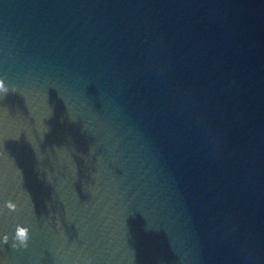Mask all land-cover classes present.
<instances>
[{
    "label": "water",
    "instance_id": "1",
    "mask_svg": "<svg viewBox=\"0 0 264 264\" xmlns=\"http://www.w3.org/2000/svg\"><path fill=\"white\" fill-rule=\"evenodd\" d=\"M0 78V264H264V0H0Z\"/></svg>",
    "mask_w": 264,
    "mask_h": 264
},
{
    "label": "clouds",
    "instance_id": "2",
    "mask_svg": "<svg viewBox=\"0 0 264 264\" xmlns=\"http://www.w3.org/2000/svg\"><path fill=\"white\" fill-rule=\"evenodd\" d=\"M10 91L9 86L5 83L4 78H0V94L7 95ZM11 91L15 92V87L11 88ZM4 207L8 210V212H16L17 204L13 202L11 199L6 200L4 203ZM11 238V247L13 249H26L28 247V242L30 239V229L29 227L23 226L19 223L15 225L14 234H4L2 238H0V244L7 245Z\"/></svg>",
    "mask_w": 264,
    "mask_h": 264
}]
</instances>
